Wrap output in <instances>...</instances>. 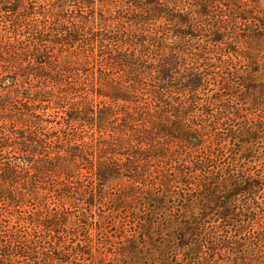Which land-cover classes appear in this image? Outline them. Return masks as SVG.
Instances as JSON below:
<instances>
[{
    "label": "trees",
    "instance_id": "trees-1",
    "mask_svg": "<svg viewBox=\"0 0 264 264\" xmlns=\"http://www.w3.org/2000/svg\"><path fill=\"white\" fill-rule=\"evenodd\" d=\"M37 3L41 11L26 9L12 30L0 33V218L9 211L16 219L9 237L0 232V264H66L72 250L86 255L92 219L59 210L75 200L101 206L105 188L121 180L146 189L154 180L151 164L161 162L176 169L156 182L161 193L133 188L112 200V213L137 216L127 200L146 201L137 238H120V264H199L202 243V264H264V202L258 201L264 169L254 176L246 168L257 159L264 166V151L254 147L264 140V75L233 69L234 55L253 65L256 59L228 47L224 33L232 26L216 13L238 0H0V13L9 4L17 11ZM34 13L38 21L26 23ZM235 14L227 18H251ZM191 33L203 41L192 43ZM250 33L264 43L262 34ZM195 45L198 52L188 57ZM214 79L222 85L206 96ZM215 103L216 114L205 110ZM49 112L60 118L51 133ZM233 157L248 162L236 175L223 167L215 178L208 169L217 158ZM81 169L98 190L86 195ZM72 180L77 187L67 184ZM176 185L189 198L176 194ZM48 198L62 206L50 212ZM168 199H181L185 214L168 215ZM102 231L99 244L109 243Z\"/></svg>",
    "mask_w": 264,
    "mask_h": 264
},
{
    "label": "rangeland",
    "instance_id": "rangeland-1",
    "mask_svg": "<svg viewBox=\"0 0 264 264\" xmlns=\"http://www.w3.org/2000/svg\"><path fill=\"white\" fill-rule=\"evenodd\" d=\"M43 5L40 3L37 4H29L26 5V8H21L18 9L17 11H12V9H15L12 5H8V7H3L4 11H1L0 13V33H3V31H8L12 30L13 28V20L17 19L18 16H22L25 12L26 9H32L34 8L35 10L41 11V8ZM46 10L47 11H52V7L50 5H46ZM114 6H112L110 9H107V12L109 10H115L113 9ZM232 9V8H231ZM71 11H74L73 14H77L76 10L71 8ZM55 12V9L53 10ZM70 11V12H71ZM82 11L90 12L88 9H82ZM217 16L225 21L230 22L232 29L229 30V33H224L225 41L227 44H229L233 50L237 52H249L251 53L255 59H256V65L248 63L246 60H242V58L239 55H234L232 56V61H233V69H236L239 73L241 74H248L249 72L253 74H257L258 78H261V75H264V43H259L255 41V39L251 38V33L250 31L258 32L262 34L264 38V0H238V3L233 6V9L230 10L229 8H225L224 6L222 8H217L216 10ZM236 12L235 15L238 16L240 14L241 16H247L250 15L251 18L249 20H241L239 17L235 20L228 19L227 17L230 16V14H233V12ZM84 12V13H86ZM66 13V11H65ZM69 13V10H68ZM92 14V13H91ZM36 13L31 14L29 18L26 20V23H35V21H38ZM62 21V20H61ZM198 32V31H197ZM192 37H188V40L191 41L192 43H195L196 41H203L202 36H193V33H191ZM236 37V40L233 37ZM240 41V43H239ZM198 45H195L194 49L186 51L188 54V57H192L194 54L198 52V49L200 47H197ZM228 47L225 48L223 46L221 50L225 54L228 51ZM198 68L201 70L204 68L202 66L198 65ZM206 74H208V71H205ZM204 74V72H203ZM231 77L228 78V81H231ZM216 85L221 86L222 85V80L221 79H214L213 81L208 82V84L205 87V90L203 91L206 96H212V94H215L216 91H214V88ZM235 92L239 96H244L245 95V89L243 90L242 87L236 86L235 87ZM217 96V95H215ZM233 101L234 103H238L235 100H229ZM218 104H214L208 107H205V110L209 112L210 114H216L217 109H218ZM46 120H48L47 123V129L46 131L50 132L53 131H58V127H60L57 122L60 121V118L57 116L56 113L49 112L48 115L46 116ZM50 126H54L55 129L49 128ZM239 126H236V130L238 129ZM60 133V131L58 132ZM3 136L2 138H4ZM232 144V143H231ZM254 147H257V152L259 150L261 152L264 151V140L263 141H258V143H254ZM243 158H237L233 157V160H219L217 158L216 161L209 163V170L215 176V178H220L223 176L221 173V168L225 167L227 168V171H232L236 175L237 172L242 170L244 167L247 166L246 161L242 160ZM255 165V166H253ZM247 172L250 174H253L254 176H259L262 174L264 166L262 164V161L257 159L255 163L252 164L251 167H246ZM174 167L166 166L164 162L161 163H152L150 166V171H151V176L153 181L148 182V186L145 189V186L138 184V183H130L127 180H121L119 182H116L109 187L105 188L106 190V202L98 206V201L95 202V205H86L83 202H80V200H75V204L73 207H69L67 204L64 206L65 208H62L59 210V214H66L67 216L72 217L74 220H76V217L83 214H86L89 219H92V224L93 228L91 229V233L89 236H87V240H91L88 243V248L85 251L86 255L81 256V255H75L74 251H70L69 254H71L70 259H72L71 263H66V264H120V261H122V256L120 255L121 251V244L120 238L123 236L125 239L128 238H137V233L139 228L142 227V222L144 220V212L146 210L145 208V199L141 198L140 196L136 199H130L127 200L132 207L137 208V213L139 214L138 216L136 214L130 215L126 214L124 211H119L117 213H112L109 211L113 207L112 205V200L115 198H118L122 196L125 192L136 188L139 193L141 194L148 192L151 188V191L154 194H159L162 192V189L160 186H156V182L159 181V178L161 176L169 175V174H174ZM260 170V171H259ZM83 172L84 176L80 178V184L82 186V190L85 191L86 195L87 192H91L94 190H98L96 186H94L93 183V176L89 172H85L84 169H81ZM185 172L187 176H190V169L186 168ZM194 175L191 176L192 182H196L197 178H193ZM76 180H72V183L67 182V184H70L72 187H77L75 186ZM153 183V184H152ZM158 184V183H157ZM177 184L179 185L178 181ZM176 185V187L173 189L174 192L178 195L181 196H186L188 194V191L183 189V191L179 190V186ZM174 186V185H173ZM79 193V191H78ZM262 193V192H260ZM191 195L196 194V189H193L190 193ZM83 194V198H86V200L89 198ZM263 196V194L261 195ZM258 201L264 202L263 198H261ZM48 205L50 206L49 210L50 212L58 208H60L62 205H56L52 198H48ZM109 201V202H108ZM245 199L241 198V203L244 202ZM108 202V203H107ZM34 207V205L32 204ZM60 206V207H58ZM179 206H182V200L181 199H168V204L166 207V213L172 217L175 216V218L179 216H183L185 212H181ZM32 207V208H33ZM6 209V208H5ZM10 208H7V210ZM7 212V211H6ZM4 215H6V218H0V232L2 235L9 237L11 235V232L14 230L15 227V222L16 219L13 217H8V212ZM137 216V218H135ZM163 217V215H162ZM151 220L157 224L158 222H162L161 216H153L151 217ZM102 221V222H101ZM163 223V222H162ZM164 228H166L168 225H166V222L163 223ZM20 231L24 232L28 230V228L24 225H20ZM102 227L103 231L102 233L105 234L107 240H109V243L106 244H99L101 241L104 242L103 237L101 235V232H99V228ZM155 230H161L159 229V226L157 225L155 227ZM90 229V227H89ZM31 231V230H29ZM75 241L77 239L82 240V236L79 235L77 238H74ZM195 240V239H194ZM199 240V239H198ZM202 252L200 254V260L199 264H202L201 262H204L207 259L206 253L207 250L204 248L206 245L205 243ZM72 245V244H71ZM66 250V248H65ZM181 254L180 252L172 253L170 252L168 254V258H178ZM158 256V255H155ZM210 258V257H208ZM16 258H12L14 260ZM182 259V258H181ZM1 261H7V259L4 257L1 259ZM17 261H21V259H17ZM9 264V263H6Z\"/></svg>",
    "mask_w": 264,
    "mask_h": 264
}]
</instances>
